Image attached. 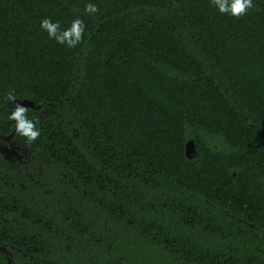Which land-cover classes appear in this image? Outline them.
Instances as JSON below:
<instances>
[{"label":"trees","instance_id":"16d2710c","mask_svg":"<svg viewBox=\"0 0 264 264\" xmlns=\"http://www.w3.org/2000/svg\"><path fill=\"white\" fill-rule=\"evenodd\" d=\"M253 2L235 19L210 0H0V135L15 124L10 89L40 130L12 137L25 164L0 154L11 264H264ZM46 17L62 30L82 19V43L50 39Z\"/></svg>","mask_w":264,"mask_h":264},{"label":"clouds","instance_id":"9594fccd","mask_svg":"<svg viewBox=\"0 0 264 264\" xmlns=\"http://www.w3.org/2000/svg\"><path fill=\"white\" fill-rule=\"evenodd\" d=\"M210 3L220 14H226L235 19H240L247 15L250 9L256 8L253 0H210ZM98 11L99 8L93 3L85 5L84 12L88 15H95ZM40 27L47 32L50 39H54L58 44L66 45L68 48H73L82 43L86 25L82 19L76 17L68 28L62 30L59 22H53L46 17L40 22ZM5 95L7 102L17 100L14 89H10ZM27 112V108L16 104L8 118L15 121L16 134L31 144L40 137V130L37 128L39 121L38 119H28Z\"/></svg>","mask_w":264,"mask_h":264},{"label":"water","instance_id":"95a60500","mask_svg":"<svg viewBox=\"0 0 264 264\" xmlns=\"http://www.w3.org/2000/svg\"><path fill=\"white\" fill-rule=\"evenodd\" d=\"M16 101H10L8 102V105L15 106L16 104H20L21 106L28 108L34 106V104L29 99L24 100H18ZM15 123V121H14ZM15 129L13 128V131L8 136H2L0 135V154L3 157V159L7 162H13L18 161L20 162L22 159V155L19 151L15 150V148L11 145H9L10 138L14 136ZM185 156L187 158H193L195 156V146L192 140H188L185 143ZM5 252V251H4ZM8 264H11L10 260H8Z\"/></svg>","mask_w":264,"mask_h":264},{"label":"flooded vegetation","instance_id":"af4514ba","mask_svg":"<svg viewBox=\"0 0 264 264\" xmlns=\"http://www.w3.org/2000/svg\"><path fill=\"white\" fill-rule=\"evenodd\" d=\"M9 145H13L12 141L9 142ZM19 148V147H18ZM20 149V148H19ZM23 153V150L22 152ZM0 251L4 254V258L7 260H10L11 259V253L8 252L3 246H0ZM5 251V252H4Z\"/></svg>","mask_w":264,"mask_h":264},{"label":"bare ground","instance_id":"6f19581e","mask_svg":"<svg viewBox=\"0 0 264 264\" xmlns=\"http://www.w3.org/2000/svg\"><path fill=\"white\" fill-rule=\"evenodd\" d=\"M33 107V106H32ZM29 108V107H28ZM13 137V136H12ZM12 137L10 138V141L12 140ZM13 143V145H11V146H13L14 148H15V150H17V151H19V152H22V149H19L18 148V146L14 143V142H12Z\"/></svg>","mask_w":264,"mask_h":264},{"label":"rangeland","instance_id":"374dc122","mask_svg":"<svg viewBox=\"0 0 264 264\" xmlns=\"http://www.w3.org/2000/svg\"><path fill=\"white\" fill-rule=\"evenodd\" d=\"M21 155H22V159H21V161H20V163H22V164H25L24 162H25V160H24V158H23V156L25 155L24 153H21Z\"/></svg>","mask_w":264,"mask_h":264}]
</instances>
